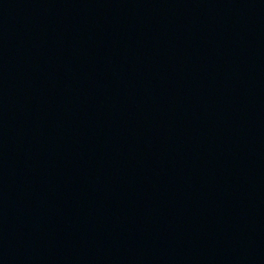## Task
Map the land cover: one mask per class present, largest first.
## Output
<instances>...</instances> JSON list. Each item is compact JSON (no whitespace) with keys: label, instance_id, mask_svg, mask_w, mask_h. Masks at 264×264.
Masks as SVG:
<instances>
[{"label":"water","instance_id":"water-1","mask_svg":"<svg viewBox=\"0 0 264 264\" xmlns=\"http://www.w3.org/2000/svg\"><path fill=\"white\" fill-rule=\"evenodd\" d=\"M159 264H264V0H128Z\"/></svg>","mask_w":264,"mask_h":264}]
</instances>
